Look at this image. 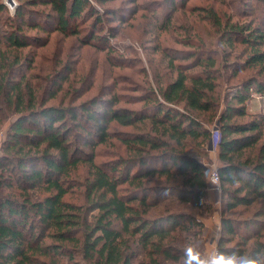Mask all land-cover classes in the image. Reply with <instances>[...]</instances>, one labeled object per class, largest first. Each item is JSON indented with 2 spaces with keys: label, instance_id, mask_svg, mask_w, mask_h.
<instances>
[{
  "label": "trees",
  "instance_id": "trees-1",
  "mask_svg": "<svg viewBox=\"0 0 264 264\" xmlns=\"http://www.w3.org/2000/svg\"><path fill=\"white\" fill-rule=\"evenodd\" d=\"M98 11L91 0H18L8 14L0 1V97L16 115L0 153V188L14 191L0 193V264H58L65 257L72 264H196L204 249L202 218L211 211L201 159L209 153L215 122L222 200L218 264L264 254V139L257 145L264 112L246 108L250 93H264L257 75L232 84L223 98L217 88L221 64L209 48L170 54L158 44L164 71L154 73L144 92L127 96L141 103L135 108L115 107L117 97L102 95L76 102L83 92L75 82L63 93L71 95L68 104L63 98L47 104L67 81L70 61L47 81V96L34 95L16 68L23 50L46 45L51 31L75 35L82 46L109 48L97 32ZM248 28L220 27L221 44L232 50L237 41L244 45V57L229 62L232 75L241 68L264 72L263 31ZM181 59L189 62H175ZM27 61L31 65L32 58ZM113 121L128 128L114 134L123 151L96 162V145L111 136ZM79 164L86 170L73 177ZM73 189H83L82 204L65 198ZM255 204L250 216L241 217Z\"/></svg>",
  "mask_w": 264,
  "mask_h": 264
},
{
  "label": "rangeland",
  "instance_id": "rangeland-1",
  "mask_svg": "<svg viewBox=\"0 0 264 264\" xmlns=\"http://www.w3.org/2000/svg\"><path fill=\"white\" fill-rule=\"evenodd\" d=\"M0 1L5 3L6 0ZM91 2L102 17L101 23L97 25V32L105 36L110 45L109 48L105 45L82 46L75 35L62 36L57 31H51L46 45H32L22 52L23 61L16 68L20 73L25 72L35 96L48 95L51 89L47 87V81L55 76V71L61 68V63L70 61L72 65V71L68 73L67 81L63 82V88L55 97L48 99L47 104H59L61 98L64 99L65 104H68L71 101V95H63V93H66L65 87L70 82H75L74 85L83 92L76 102L102 95L106 99H118L115 107L139 106L141 104L139 102H128L127 96L144 92L147 82L154 83V73L161 74L164 71L165 62L162 61V53L156 52L155 49L158 44L170 54H179L180 51L191 50L192 47L196 51L201 50V47L209 48L208 52L215 54L216 62L221 64L219 66L221 76L217 87L220 97L224 98L232 84H237L247 77L257 75L264 82V72H259L258 67L242 69L240 66L241 70L236 75H232L229 62L237 58V54L240 57L243 56L244 45L237 41L233 50L229 49L221 44L219 33L220 27H223L225 23H237L245 25V29L259 27L264 34V0H176L174 4L167 0H136L135 3H131L130 0H106L102 3L91 0ZM17 3L18 0H11L10 7L5 3L8 14L14 11ZM34 8L40 10L48 7L37 5ZM113 11L115 14L111 15ZM93 16L94 14L86 25L92 21ZM167 17H169V23L166 22ZM218 23L220 27L217 29ZM28 32L32 34L36 31L28 30ZM223 54L226 56L224 57ZM30 58H32L31 65L27 63L29 62L27 59L30 60ZM175 62L185 64L189 61L181 59ZM20 73L15 76L20 77ZM174 74L175 72L172 76ZM82 79L84 81H81ZM134 88H140L141 91L134 92ZM223 107L221 105L220 110ZM246 108L251 113H263L264 93L257 91L250 93ZM15 116V113H11L5 104L4 99L0 97V153L6 135L5 130ZM247 118V116L237 117L238 120ZM216 125L217 122L210 124V128ZM124 130L128 128L115 121L110 124L111 136L106 142L96 145V162L110 160L123 151L120 141L114 134ZM263 139L264 134L257 145ZM86 151L90 152V149L86 147ZM201 161L218 162V153L209 152L207 158H202ZM85 170L86 165L79 164L72 176L80 178ZM80 190L70 192L65 198L73 203L82 204L83 189ZM13 192L11 189L0 188L1 194ZM220 205L222 206V201ZM256 206L258 204L244 210L241 217L250 216ZM49 242H52V239H44V243ZM205 250L207 249H205L204 239V249L196 264H199ZM37 260H45V258L37 256ZM72 262L65 257L60 258L58 264H72ZM79 262L81 263L80 260Z\"/></svg>",
  "mask_w": 264,
  "mask_h": 264
},
{
  "label": "built area",
  "instance_id": "built-area-1",
  "mask_svg": "<svg viewBox=\"0 0 264 264\" xmlns=\"http://www.w3.org/2000/svg\"><path fill=\"white\" fill-rule=\"evenodd\" d=\"M5 3L10 7L11 2L8 0ZM217 127L212 128V135L207 145V151L211 153L217 152L218 144V132ZM201 164L204 168L206 180L210 188L215 190H220V174H219V163L212 162L206 163L201 161ZM217 243L211 249L205 251L199 260V264H218V251Z\"/></svg>",
  "mask_w": 264,
  "mask_h": 264
},
{
  "label": "crops",
  "instance_id": "crops-1",
  "mask_svg": "<svg viewBox=\"0 0 264 264\" xmlns=\"http://www.w3.org/2000/svg\"><path fill=\"white\" fill-rule=\"evenodd\" d=\"M206 197L211 204V211L207 217L202 218L203 221V236L205 239V249H211L218 242L220 235V225L222 210L221 189L207 187ZM205 250V251H207Z\"/></svg>",
  "mask_w": 264,
  "mask_h": 264
},
{
  "label": "clouds",
  "instance_id": "clouds-1",
  "mask_svg": "<svg viewBox=\"0 0 264 264\" xmlns=\"http://www.w3.org/2000/svg\"><path fill=\"white\" fill-rule=\"evenodd\" d=\"M229 264H264V254L258 252L253 257H242L236 261H229Z\"/></svg>",
  "mask_w": 264,
  "mask_h": 264
},
{
  "label": "water",
  "instance_id": "water-1",
  "mask_svg": "<svg viewBox=\"0 0 264 264\" xmlns=\"http://www.w3.org/2000/svg\"><path fill=\"white\" fill-rule=\"evenodd\" d=\"M8 2H11V0H8ZM217 125H218V122H217ZM217 125H216V127H217Z\"/></svg>",
  "mask_w": 264,
  "mask_h": 264
}]
</instances>
